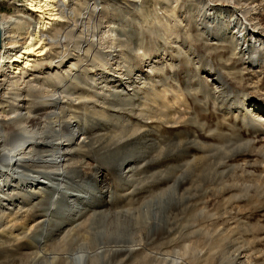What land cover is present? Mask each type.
<instances>
[{"label":"rangeland","instance_id":"374dc122","mask_svg":"<svg viewBox=\"0 0 264 264\" xmlns=\"http://www.w3.org/2000/svg\"><path fill=\"white\" fill-rule=\"evenodd\" d=\"M76 1L75 14L71 15V19L75 18L66 25L68 28L60 30L62 34L59 33L55 39L57 47L54 46L55 53L62 50L57 53L60 56L56 62L62 64L70 79L64 75L55 84L40 80L34 91L35 95L62 97L65 105H73L76 113L68 111L60 115L61 120L70 121L71 131L77 128L74 120L81 124L85 119L92 120L87 112L92 108L116 107L122 112L115 113L114 121L135 122L131 111L142 92L162 81L175 92H184L189 111L186 110L181 125L152 123L150 129L132 137L126 151L154 160L138 163L127 174L104 163V154L111 151L75 152L73 164L83 171L82 181L93 180L96 185L87 191L76 187V179L67 181L60 201V207L66 210H50L48 214L57 213L54 217L63 220L69 211L70 198H74L83 200V207L86 206V213L77 223L83 227H88L91 223L88 218L99 212L138 215L151 199L170 190L174 179L184 175L187 182L177 193L186 189L196 191L197 196L173 216L176 232L172 237H177V241L169 246L164 245L166 241L148 245L149 230L143 221L145 216L140 215L133 230L136 244L158 254L170 253L173 258L169 264H264V0ZM13 7L0 0V15L15 22L10 28H14L13 40L19 45L27 25L33 27L34 20L23 12L15 14ZM17 23L21 30L16 29ZM174 104L175 109H182ZM106 111L113 114L109 109ZM106 128H92L89 136L108 143L112 134ZM236 138L253 143L250 147L256 153L251 154L252 149L242 150L237 156L226 158L224 152L216 154L193 145L198 142L203 146L227 147ZM178 140L184 143L177 149L170 151L165 146ZM195 157L205 158L203 163L196 162L186 170L187 162ZM74 191L78 196H70ZM90 196L97 198L93 204L87 201ZM32 200L26 196L14 201L12 207L24 208L10 213V219L16 217L22 225L32 221ZM14 238L12 235L7 240ZM24 251L18 248L15 257ZM146 262L139 257L137 264Z\"/></svg>","mask_w":264,"mask_h":264},{"label":"bare ground","instance_id":"6f19581e","mask_svg":"<svg viewBox=\"0 0 264 264\" xmlns=\"http://www.w3.org/2000/svg\"><path fill=\"white\" fill-rule=\"evenodd\" d=\"M6 2L15 6L13 7L15 14L23 12L31 16L34 24L31 28L28 26L29 24L27 25L25 35L21 38L22 42L16 45V40H13L14 34H12L14 28H10V25L15 22H10L11 19L4 14L0 15V260H4L3 262L0 261V264H137L139 257L147 260L145 264H169L173 258L169 255L170 253L158 254L148 251L147 246L140 247L133 238V230L139 217H141L140 215H142L145 216L146 220L143 219V221L149 230L146 239L148 245L166 241L164 245L169 246L177 241V237H172L173 233L176 232L173 216H176V212L180 211L181 208L189 206V203L194 201L197 196L196 191L186 189L181 194L177 193L178 190L184 188L187 182L184 175L174 179L173 187L151 199L144 211L139 212L138 215H136L137 212L106 215L99 212L88 218V221L91 222L88 227H83L82 224H77L78 220L86 213L84 211L86 206L83 207V200L81 199L70 198L71 201L67 206L69 211L63 220H57L54 217L57 213H53L54 215L51 216L48 211L64 212L66 210V208L64 210V207H60V201L61 194L65 193L64 183H68L67 181L76 179V187L79 185L87 191L92 189L95 184L93 180L86 181L83 179L87 183L82 181L81 174L83 171L73 164L75 152H82L86 149L97 152L111 151L108 155L104 154V163L124 174L129 173L140 162H152L154 157L137 153L129 154L126 149L131 144L130 140L141 131L145 132L144 130L150 129L152 123L168 126L183 124L185 112L189 106L185 103L184 92L181 90L175 92L164 81L160 84L155 83L149 90L142 92V96L139 97L140 101L136 107L134 106L135 110L131 111L132 117L136 118L135 122L131 123L129 119L121 123L114 121L117 119L115 113L122 112L116 107L92 108L86 110L92 116V120L87 121L88 119H85L83 124L81 121L74 120L77 128L71 131L70 121L61 120L60 115L68 111L76 113L71 108L73 105H65L66 101H62V97L35 95L34 91L38 88L37 83L40 80L55 84L64 79V75L70 79V75L61 68L62 64L56 62L57 57L60 56L58 54L62 50L59 51L60 53H55L54 46L57 47L55 39L59 33L62 34L61 31L64 26L70 24L71 20L75 18L72 17L71 19V15L75 14L73 6L77 1L22 0L20 3L16 0H6ZM16 27L17 30H21L22 26L17 23ZM233 49L235 48L232 46ZM53 69H55L53 74H49ZM45 70H48L47 73ZM29 72L31 75H28ZM27 76L30 77L27 79ZM39 87L41 86L39 85ZM170 97L173 102L168 100ZM174 103H177L182 109H175ZM105 109L111 110L113 114L106 113ZM96 116L97 118H95ZM76 118L73 117L72 119ZM243 118H246L245 115ZM100 126H107L106 130L112 134L107 138L108 143L104 144L100 137L92 138L89 136L90 129ZM194 142L192 141V143ZM183 143L184 141H175L165 146L171 151L181 147ZM251 144L253 145V143L242 142L236 138L235 143L226 144L227 147L203 146L198 142L193 145L199 150L214 151L216 154L224 152V157L232 158L241 153L242 150L250 151L252 149ZM253 153L256 151L252 149L251 154ZM76 158L78 157L76 156ZM204 158L195 157L191 162L188 161L186 170L196 162L203 163ZM160 180L162 179L158 181ZM28 188L34 189V191H28ZM26 196L33 199L31 203L34 214L32 221L22 225L18 224L16 217L10 219V215H12L10 213L14 214L18 210L20 212L23 210L24 207L20 205H15L17 210L12 206L19 197L25 198ZM70 196L75 197L78 194L74 191ZM67 197L69 196L67 195ZM87 199L91 204L97 200L93 196ZM111 201L113 202V200ZM21 204H24V201ZM27 208L25 207V209ZM90 209L92 211L93 207ZM150 215L151 218H149ZM109 216H113V221ZM83 229L85 230L84 234H79V231L81 232ZM7 235L9 237L15 235V238L8 241ZM9 244L14 248L11 245L13 249L10 248ZM20 244L21 246H18ZM20 247L25 251L16 258L14 252ZM177 260L176 258V262Z\"/></svg>","mask_w":264,"mask_h":264}]
</instances>
